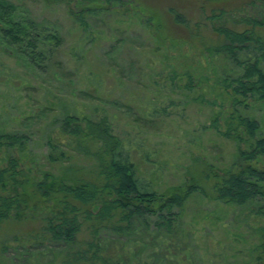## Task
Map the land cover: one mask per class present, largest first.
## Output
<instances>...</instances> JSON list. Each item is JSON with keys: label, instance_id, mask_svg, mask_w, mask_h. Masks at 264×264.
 Segmentation results:
<instances>
[{"label": "rangeland", "instance_id": "rangeland-1", "mask_svg": "<svg viewBox=\"0 0 264 264\" xmlns=\"http://www.w3.org/2000/svg\"><path fill=\"white\" fill-rule=\"evenodd\" d=\"M3 1L13 6L14 20L56 33L59 44L45 45L39 65L0 44V133L25 136L22 146L0 148V167L10 156L65 182H95L94 158L102 152L101 141L90 135L82 119L81 132L68 135L62 120L105 119L114 133L138 143L134 160L139 172L159 193L192 184L203 191L192 193L181 215L174 216V233L165 249L152 245L153 218L146 236L137 221L131 235L101 232L111 248L123 245L136 251L131 264H254L256 255L264 257V248L257 246L264 228L257 205L236 207L214 199L215 175L230 168L238 148L245 149L250 140L245 135L238 142L209 128L219 116V128L224 129L229 102L218 84L223 60L209 54L224 40L204 20L201 0H134L128 12L122 6L88 19L86 29L76 20L78 8L70 0ZM175 13L183 17L182 23L173 20ZM250 104L239 111L257 121L258 135L264 137V102ZM64 139L71 140L70 147L61 144ZM52 151L56 160L48 159ZM144 153L147 163L141 162ZM32 227L27 220L0 225V245L6 241L9 247L4 259L16 247L14 235L25 242ZM87 233L77 239H87ZM53 253L41 250L25 257L29 264H58Z\"/></svg>", "mask_w": 264, "mask_h": 264}, {"label": "trees", "instance_id": "trees-1", "mask_svg": "<svg viewBox=\"0 0 264 264\" xmlns=\"http://www.w3.org/2000/svg\"><path fill=\"white\" fill-rule=\"evenodd\" d=\"M70 1L74 8H78V12L73 13L76 20L86 29L88 19H96L122 6L128 12L134 0ZM199 8L211 30L224 40L209 54L223 60L217 72L218 84L225 92L229 106L222 120L224 129L219 128V116L212 120L209 128L238 142L245 135L250 140L248 147L238 148L237 160L232 166L215 175L214 199L236 207L256 204L255 213L264 218V137L258 135L257 121L239 111L240 108L247 110L250 103L264 102V0H201ZM13 9L11 4L0 0V44L4 49L13 48L29 64L39 65L44 59L45 45L50 42L58 45V37L54 32L48 34L34 25L14 20ZM138 10L136 4L133 12ZM146 17L150 23L151 17ZM173 20L177 23L184 21L179 13L174 14ZM80 119L90 135L103 145L102 152L94 158L97 181L65 182L31 164L22 165L20 159L10 156L0 167V225L11 220H27L33 226L27 232L25 242L14 235L12 241L16 247H11L12 256L5 258L10 264L25 261L29 264L26 254L35 257L41 250L55 251L52 255H58V264L78 261L131 264L137 252L124 249L123 245L111 248L101 232L131 235L135 228L133 223L137 221L142 226V235L152 232V245L165 249L174 233V216L181 215V209L192 193H203L195 184L159 193L151 179L139 172L134 160L139 148L133 138L114 133L112 125L105 119L95 122L85 116L65 117L62 129L68 135L77 136L81 132ZM24 142L23 135L0 133V148L10 149L15 145L22 146ZM70 142V139H64L61 144L68 148ZM80 151L87 150L80 148ZM52 153L48 154V159L56 160ZM64 157L68 158L66 153ZM148 160V153H144L141 162L147 163ZM21 165L23 169H20ZM150 218L154 219L151 232L148 228ZM86 229L89 237L79 241L77 236ZM261 231L262 241L257 246L263 249L264 228ZM27 240L30 241L28 244ZM5 242L0 245V256L3 257L0 264H6L4 254L9 247ZM80 242L83 246L74 247ZM255 260L254 264H264L260 253Z\"/></svg>", "mask_w": 264, "mask_h": 264}]
</instances>
